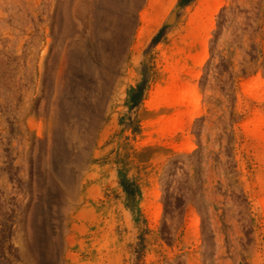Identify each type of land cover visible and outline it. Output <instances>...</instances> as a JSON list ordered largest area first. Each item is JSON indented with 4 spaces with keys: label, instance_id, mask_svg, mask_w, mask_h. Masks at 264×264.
<instances>
[{
    "label": "rangeland",
    "instance_id": "1",
    "mask_svg": "<svg viewBox=\"0 0 264 264\" xmlns=\"http://www.w3.org/2000/svg\"><path fill=\"white\" fill-rule=\"evenodd\" d=\"M149 1L129 38L105 48L115 79L88 131L56 81L66 49L91 43L92 0H0V264H264V134L249 126L264 116V0H223L208 14L197 32L210 35L208 57L192 81L201 116L161 139L147 105L201 0ZM188 72L199 69L178 85Z\"/></svg>",
    "mask_w": 264,
    "mask_h": 264
},
{
    "label": "bare ground",
    "instance_id": "2",
    "mask_svg": "<svg viewBox=\"0 0 264 264\" xmlns=\"http://www.w3.org/2000/svg\"><path fill=\"white\" fill-rule=\"evenodd\" d=\"M142 1L143 0H92L89 6L87 5L85 6L84 14L82 16L85 15L84 18L87 19L88 21V26L86 24L87 21L85 25L90 31L89 33L91 36L90 39L91 43L90 45H88L85 41H82V43L80 42L78 46L77 45L73 47L71 46L70 48L66 49L65 52L66 54L64 53L66 57L65 55L63 56H64V60L68 61L69 66L67 62H66L67 65L64 63L66 66V70H64L65 69L64 67L62 72L57 75L58 80L56 81V84H60V82L63 84L64 81H66V86L63 92L64 94L67 95V97L63 99L64 100L63 102L64 105L66 104V109L68 108V110H70L66 114L68 116H74L76 118L73 119L75 120V124H76L75 126L77 127L80 126L81 128H85L86 126L87 129L90 127L88 130L90 131L91 127L95 126L97 121L101 117L105 105V100L107 98V91L110 88V86L113 84V81L115 79L111 71L112 68L110 69L112 64L110 65V63H108L110 62L109 55L106 54L105 48L106 47L112 48V46H114L117 43L116 40L119 37L122 36V38L120 39H123L125 35L127 34L129 35V29H132V27H134L133 25L135 24L133 22L135 21L134 18L137 14L140 15L141 18L144 20L145 13L138 12L141 10V9L139 10L140 7L143 8L142 5H144V3ZM199 2H200L199 10L196 11L197 14L195 15L193 21H191V24L189 25L187 35L181 44L180 47L181 49L175 53L174 57L172 58L171 64L169 63L170 65L168 67L166 66L167 67L166 69L164 68L165 74L170 73V77L165 79L163 87L158 93H156L157 97H154L157 98L156 105L154 106V103L152 104L154 99L153 100L151 99L152 102L150 103L147 102L149 103V105H147V107L148 106L150 107L149 110L155 107L154 109H156L157 111V119L148 123L146 125V128L148 132L154 130L153 132L156 133L159 139L163 138L164 136H170L171 133H175V131L177 130L179 131L185 126L186 121L187 123L191 124L196 118L201 116V111H200L201 95L199 90L196 88V86L195 85L194 87L192 86V81L195 79L198 80L200 78L201 71L206 64V60L208 57L206 46L208 40L210 39V35H207L205 36V38H203L202 36H200L201 34L199 33L198 35L197 32L203 31L204 27L206 26V22L208 21L207 20L208 14L211 13L216 14L220 10L223 4V0H201ZM155 3L156 0H150L148 6L154 7ZM65 6L63 7L61 6L62 9H60L61 10V14L59 17L60 22L64 20L66 22ZM212 6L215 7V11L211 9L214 8ZM166 10H164V13H166L165 12ZM209 10H212V12H210ZM163 14L162 17L158 20L160 24L164 19ZM213 14H211V16ZM138 15L136 16V18L139 17ZM198 19H200V21ZM157 24H154V26H157ZM128 35L127 37L129 38ZM139 35L141 36V32L139 33ZM124 41H126V39ZM200 43L204 44L203 47L204 50L200 55H197L196 48L199 46ZM120 45H122V43ZM107 52H109V50ZM110 60L112 61V59ZM108 64L110 66H108ZM194 66H197L199 69L197 75L194 72L193 74H189L188 72L187 73L188 75L185 74L187 75L186 84L178 85L180 84V79L182 77L183 72L189 70L190 68H193ZM113 69H115V67ZM176 69L178 70V73L172 75L171 74L172 71ZM258 83L257 82L252 83L249 89L246 91V93H251L259 89L263 85V83L261 84ZM71 85H73V90L69 89ZM176 109H179V111H177L179 112L178 115L176 116L177 114L176 112L174 117L173 116L170 117L168 113L174 110L176 111ZM260 113L254 112L252 114V117L249 121V126L251 127L250 132L252 134H258L263 136L264 116H262L261 115L262 113L261 114ZM86 123H89V125L87 124L89 127L86 125ZM180 132H182V130ZM141 146H143V144ZM147 146H149L147 147V150L144 151L143 149H141L140 151L142 157L148 161L152 157V153H153L152 150L154 146L151 143L150 145H148L147 143ZM82 148L84 150V146L80 147V150ZM155 195L157 197V194ZM262 208L264 215V201L262 204ZM157 210L159 216L161 207L157 206Z\"/></svg>",
    "mask_w": 264,
    "mask_h": 264
}]
</instances>
